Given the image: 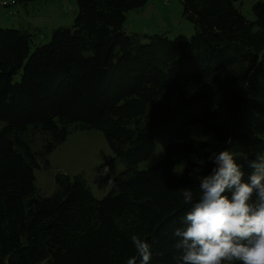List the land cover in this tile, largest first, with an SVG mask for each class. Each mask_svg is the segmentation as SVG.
<instances>
[{"label":"trees","instance_id":"trees-1","mask_svg":"<svg viewBox=\"0 0 264 264\" xmlns=\"http://www.w3.org/2000/svg\"><path fill=\"white\" fill-rule=\"evenodd\" d=\"M241 1L182 0L190 37L127 32L126 13L147 0H76L71 26L41 44L32 33L39 17L0 26V264H126L138 257L133 234L150 244V264H177L173 232L191 207L181 189L198 198L214 153L232 152L245 180L246 159L264 153V1L253 3V20L236 7ZM163 93L176 104L159 102ZM194 124L221 148L190 137ZM90 129L125 165L111 190L98 199L80 174L56 173L55 190L42 195L35 169L49 168L70 135ZM161 135L165 156L136 170Z\"/></svg>","mask_w":264,"mask_h":264},{"label":"rangeland","instance_id":"rangeland-1","mask_svg":"<svg viewBox=\"0 0 264 264\" xmlns=\"http://www.w3.org/2000/svg\"><path fill=\"white\" fill-rule=\"evenodd\" d=\"M182 0H147L144 7L131 10L126 13L124 27L127 32H137L142 36L151 34H166L172 38L183 34L190 37L195 33V28L191 22L182 15ZM259 0H242L235 5L240 12L249 20H253L252 5ZM264 1V0H262ZM76 0H18L16 5L9 7L0 5V26L23 28V21L30 22L32 16L39 17L37 23L40 31H34V44L45 43L50 39L53 29L59 26L69 27L76 14ZM13 12L14 15H10ZM33 50V47L32 49ZM19 73L13 76L18 80ZM168 100L171 105L176 104V95H166L163 93L159 102ZM4 122L0 121V128ZM87 136L79 133L68 137L65 145L58 147L49 156V168L35 169V186L44 196H49L55 190L56 173L66 174L71 179L74 175L80 174L86 179L91 187L95 198H102L112 188L113 177L125 170L122 161L114 158L109 148L104 133L98 129H90ZM190 137L204 141L208 144V149L221 148L220 142L212 131H204L200 124L191 125L188 128ZM89 135V136H88ZM39 136L36 137V141ZM167 137L158 136L156 146L150 156L139 162L136 170H143L152 167L166 154ZM110 161L108 164L98 167L102 162ZM65 165V167H64ZM100 171L99 169H102ZM176 171L181 174L183 164L175 163ZM130 172L129 174H131ZM39 264H49L46 260Z\"/></svg>","mask_w":264,"mask_h":264},{"label":"clouds","instance_id":"clouds-1","mask_svg":"<svg viewBox=\"0 0 264 264\" xmlns=\"http://www.w3.org/2000/svg\"><path fill=\"white\" fill-rule=\"evenodd\" d=\"M210 159L216 166L199 177L198 198L191 188L181 189L183 203L191 207L183 227L173 232L179 253L174 259L177 264H264V153L246 159L252 170L247 180L232 152ZM131 242L138 257H129L126 264H137V259L150 264V244L136 234Z\"/></svg>","mask_w":264,"mask_h":264},{"label":"crops","instance_id":"crops-1","mask_svg":"<svg viewBox=\"0 0 264 264\" xmlns=\"http://www.w3.org/2000/svg\"><path fill=\"white\" fill-rule=\"evenodd\" d=\"M64 167H65V165H64Z\"/></svg>","mask_w":264,"mask_h":264}]
</instances>
